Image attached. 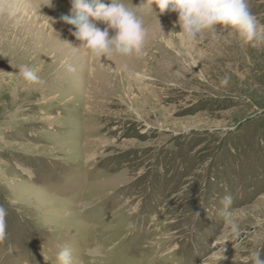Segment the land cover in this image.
<instances>
[{"label":"rangeland","instance_id":"1","mask_svg":"<svg viewBox=\"0 0 264 264\" xmlns=\"http://www.w3.org/2000/svg\"><path fill=\"white\" fill-rule=\"evenodd\" d=\"M122 2L149 29L139 57L80 48L70 0H0V264H58L65 246L72 264L264 259V42L222 25L185 42L177 13ZM249 4L264 34V0Z\"/></svg>","mask_w":264,"mask_h":264},{"label":"clouds","instance_id":"2","mask_svg":"<svg viewBox=\"0 0 264 264\" xmlns=\"http://www.w3.org/2000/svg\"><path fill=\"white\" fill-rule=\"evenodd\" d=\"M68 14H62L60 20L72 25V35L79 40L80 48L87 49L96 57L113 55L141 56L149 36V29L136 11L122 2L110 0L105 4L102 0H70ZM149 7L155 4L161 14L175 12L176 23L181 31L178 38L185 42H194L205 30L218 33L216 25L234 30L242 44L264 42V34L258 33L257 17L251 11L249 0H147ZM98 22L105 25L101 28ZM112 33V34H110ZM127 69V65L123 66ZM19 76L28 83H42L38 69L29 64H21ZM69 71L75 69L69 65ZM225 77L222 83H227ZM233 196L226 193L221 199L217 215L225 222L233 238L241 234L240 227L232 217L231 205ZM199 214V213H198ZM7 209L0 205V242L7 239ZM58 264H72V249L65 246L56 254ZM226 259V257H225ZM243 264H264L261 251L250 252Z\"/></svg>","mask_w":264,"mask_h":264},{"label":"bare ground","instance_id":"3","mask_svg":"<svg viewBox=\"0 0 264 264\" xmlns=\"http://www.w3.org/2000/svg\"><path fill=\"white\" fill-rule=\"evenodd\" d=\"M62 53H63V52H62ZM73 73H75V72H73ZM85 74H86V73H85ZM74 75H77V76H78V73H77V74H74ZM77 76H74V77H75L76 79H78ZM79 76H80V74H79ZM79 76H78V77H79ZM69 77H70V76H69ZM69 77H68V78H69ZM71 77H72V76H71ZM82 78H83V77L81 76L80 81L82 80ZM60 79H61V78H60ZM69 79H70V78H69ZM71 79H72V78H71ZM65 80H66V79H65ZM65 80H64V81H65ZM78 80H79V79H78ZM62 81H63V80H62ZM64 81H63V82H64ZM75 81H76V80H75ZM65 82H66V81H65ZM72 82H73V81H72ZM78 82H79V81H78ZM82 82H83V80H82ZM80 83H81V82H80ZM69 84H71V83L69 82ZM73 84H74V83H73ZM73 84H72V85H73ZM78 84H79V83H78ZM64 85H65V86L62 85L61 87H64V89H65V87H67L68 85L66 86L65 83H64ZM72 85H70L69 87H72ZM80 85H81V84H80ZM78 87H79V86H78ZM78 87H77V88H78ZM80 88H81V86H80ZM78 89H79V88H78ZM81 90H82V89H81ZM98 260H99V259H98ZM105 262H107V261H105ZM96 263H97V262H96Z\"/></svg>","mask_w":264,"mask_h":264}]
</instances>
